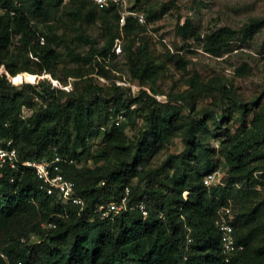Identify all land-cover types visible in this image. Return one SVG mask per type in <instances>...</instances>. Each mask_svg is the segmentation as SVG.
<instances>
[{"label": "trees", "instance_id": "trees-1", "mask_svg": "<svg viewBox=\"0 0 264 264\" xmlns=\"http://www.w3.org/2000/svg\"><path fill=\"white\" fill-rule=\"evenodd\" d=\"M0 8V139L11 140L21 160L58 154L65 178L84 201L81 209L47 195L31 168L0 169V264H264V113L248 118L259 96L243 101L226 80L203 82L197 75L185 80L193 91L166 96L158 85L160 65L150 61L146 42L136 43L143 25L127 18L119 29L115 7L99 9L90 0H0ZM144 15L145 23L158 18L152 10ZM95 23L98 37L87 33ZM262 28L264 17L201 36L187 20L177 35L221 57L232 42ZM116 40L128 82L143 87L135 95L112 81L113 71L121 73L112 64ZM174 56L177 70H185L178 55L168 62ZM236 72L250 71L241 64ZM19 73L50 75L64 86L73 79L71 90L47 79L15 85L10 78ZM24 108L31 115L23 117ZM235 111L240 124L232 133ZM99 136L95 166L81 165L87 142ZM174 139L183 146L179 153L168 150ZM163 152L166 158L153 166ZM221 163L220 182L205 186V176ZM126 188L130 210L101 220L96 205L118 200ZM138 203L146 206V217ZM221 207L232 209L233 237L241 247L229 256L221 253L215 226Z\"/></svg>", "mask_w": 264, "mask_h": 264}, {"label": "rangeland", "instance_id": "rangeland-1", "mask_svg": "<svg viewBox=\"0 0 264 264\" xmlns=\"http://www.w3.org/2000/svg\"><path fill=\"white\" fill-rule=\"evenodd\" d=\"M128 7L129 10L143 15L145 11L150 10L158 15V18L143 25V29L138 32L136 43L146 42L150 61L160 65L161 79L158 81V85L166 96L167 94L174 96L175 93L193 91L191 87L187 86L185 80L194 75L200 77L203 82L212 76H218L222 81L226 80V82L231 83L241 100L252 101L255 97H260L261 101L258 108L251 111L248 118L258 113H264V28L258 30L246 41L235 40L232 42V51L221 57L208 55L201 50L197 43H193L191 40L186 42L177 35V28L187 20L192 22L201 36L219 26L242 29L250 19L264 17V0H128ZM97 24L95 23V26L87 28L89 35L98 37ZM43 30L46 31L45 28ZM185 43H188L190 47L182 48ZM119 45L121 46L120 40ZM58 49L60 53H63L61 47H58ZM84 50H87V48H83L81 51ZM115 55L116 58H114L112 64L116 69H120L121 73H116V71L111 73L114 76V78L112 77L113 83L125 87L129 86L131 91H134L132 94H137L138 90L143 87L137 82H128L129 76L123 54L120 52ZM172 55H178L186 61L185 70H177L176 65H174L178 59L177 56H174L172 62H168ZM67 60L64 55L61 56V61H64L65 65L69 68L74 67V64L69 63ZM241 64H246L249 67V74L237 75L236 70L240 68ZM2 72H4L3 69L0 70V73ZM56 73L61 78L63 77L59 69L56 70ZM16 76L17 79L21 78V81L16 82ZM16 76L10 78L15 85L21 83L36 85L38 80L47 79L51 82V85L65 91L71 90L73 81V79H68L66 86H64L59 81H55L50 75L34 76L28 73H19ZM99 80L105 83L103 79L99 78ZM107 84L106 86H110V84ZM165 95L158 94L154 97L166 101ZM33 100L37 101L35 98ZM204 102L208 103L209 99H204L200 104ZM31 113V109H22L23 117H28ZM197 114L199 115V113ZM239 122L238 113L235 111L230 121L232 133L238 130ZM142 124V122H139L140 126ZM101 140L102 137L99 136L87 142L86 150L80 159L81 165L91 168L95 166L94 159L100 154L99 145ZM211 144L216 147L214 139H211ZM182 148L179 139H174L168 146V150L173 153H179ZM167 154V152L160 153L154 159L153 166L162 162ZM224 171V163H221L214 172L218 174L221 180ZM31 240H35V238H31Z\"/></svg>", "mask_w": 264, "mask_h": 264}, {"label": "built area", "instance_id": "built-area-1", "mask_svg": "<svg viewBox=\"0 0 264 264\" xmlns=\"http://www.w3.org/2000/svg\"><path fill=\"white\" fill-rule=\"evenodd\" d=\"M67 0H64V3ZM99 9H108L115 7L119 10L120 15L118 19V26L121 29L125 25L127 18H131L139 25H144L145 17L139 12L129 10L128 0H90ZM0 14H3V9L0 8ZM114 54L121 52L119 40L115 41L113 46ZM134 93V91H131ZM160 102H165L162 99L155 97ZM123 117L119 115L114 124L117 126L121 123ZM64 160L58 155L54 154L51 160L48 161H29L18 158L17 150L13 146L11 140L0 139V169L7 168L10 170H18L20 167H28L33 169L36 178L39 181V189L44 191L47 195L55 196L57 200L63 204L71 203L79 206L81 209L84 206V201L78 192L75 191L73 183L66 179L61 163ZM68 163H73L69 160ZM12 179L10 180V182ZM220 179L216 172H212L205 176L203 183L209 187L213 184L219 183ZM129 190L126 188L124 195L118 200L111 203H101L96 205V213L101 220L114 218L121 212L130 210L127 206ZM136 209L141 213L142 217L147 216V209L143 203L136 204ZM232 209L230 207H221L217 211V218L215 226L220 233V250L225 256H229L240 250L233 237L232 226ZM47 228H54V224L48 223Z\"/></svg>", "mask_w": 264, "mask_h": 264}]
</instances>
